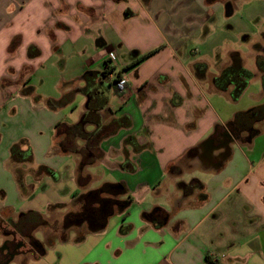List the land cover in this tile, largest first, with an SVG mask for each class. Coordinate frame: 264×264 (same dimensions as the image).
<instances>
[{
    "label": "crops",
    "instance_id": "1",
    "mask_svg": "<svg viewBox=\"0 0 264 264\" xmlns=\"http://www.w3.org/2000/svg\"><path fill=\"white\" fill-rule=\"evenodd\" d=\"M233 2L0 0V220L78 213L76 199L104 184L123 183L127 193L101 206L113 210L103 230L79 242L71 231L8 264H264V121L251 143L228 132L245 112L233 101L264 105L256 68L264 44L252 45L254 98L244 97L251 81L236 100L232 86L213 85L233 52L251 71L225 48L248 33ZM106 67L105 85L117 74L128 83L122 93L107 88L100 113L112 134L79 178L81 159L56 147V125L78 123L82 76ZM15 145L28 147L29 162L12 161Z\"/></svg>",
    "mask_w": 264,
    "mask_h": 264
},
{
    "label": "trees",
    "instance_id": "2",
    "mask_svg": "<svg viewBox=\"0 0 264 264\" xmlns=\"http://www.w3.org/2000/svg\"><path fill=\"white\" fill-rule=\"evenodd\" d=\"M256 68L261 77V83L264 90V59L259 56L256 57ZM113 72V68L106 67L102 72H88L82 76L84 87L81 92L86 97V106L84 113L77 124L72 127H64L62 124L56 125V147L63 150L66 153L77 155L81 159L79 168V178L83 177L84 169L99 159V143L102 139L106 138L110 134V124H105L101 111L107 108L108 100V87H113L116 92L115 83L121 78L119 74L111 82H107L105 85L104 79ZM254 74L247 70L242 63V59L237 52H233L229 55L228 65L221 71L219 76L214 80L213 85L218 91H225L229 86H232L230 93L231 98L236 100L241 96L243 91L248 86ZM53 101H48L50 108H55ZM264 121V105L251 108L245 112L236 113L232 119L234 127L235 139L241 143H251L253 138L259 133L257 125ZM92 127L91 131L87 129ZM82 143L83 146H79ZM11 159L14 162H29L31 160V152L26 147L21 149L20 145H15L10 150ZM126 193V187L123 183L104 184L99 189L89 191L86 194H82L76 199L77 204L81 203V211L84 206H91L92 211L98 210L99 217L98 224L104 225L107 218L112 214L113 210H102L101 206L104 203L113 205L117 196H123ZM126 200L120 201L119 204L123 208L131 202L129 196H125ZM98 206V207H95ZM43 216L38 214H27L26 217ZM93 218V217H92ZM2 221V220H0ZM37 226H43L41 220L37 223ZM83 235L76 237V241H80ZM67 237L61 240H66ZM56 240L47 241L43 246L40 244V248L37 252H44V249L51 246ZM46 246V247H45Z\"/></svg>",
    "mask_w": 264,
    "mask_h": 264
},
{
    "label": "rangeland",
    "instance_id": "3",
    "mask_svg": "<svg viewBox=\"0 0 264 264\" xmlns=\"http://www.w3.org/2000/svg\"><path fill=\"white\" fill-rule=\"evenodd\" d=\"M233 3L235 5V7L237 8V12H238L239 17H241L243 19V21L246 23V25L248 27V33H247L246 37L244 39H242L241 41L229 40L228 42H226L225 48H227L229 50H233V51H238L242 55L246 67L251 69V71L250 70L249 71L252 72V70H255V63H254L253 53H252L253 52L252 51V45L256 42L264 44V0H243L242 7L240 6L241 5L240 0H234ZM224 57H226V56L224 53H222L221 58H224ZM259 57L264 59V55H259ZM211 72L214 73V70L211 69ZM250 85L251 86H250L249 91H248L249 94H247V95L245 94V96H244L248 99V101L251 100L252 97L254 98L255 97L254 94L257 93L259 89H261V84H259V82L251 81ZM256 85H258V87ZM115 99H117V97L114 98L113 102L116 101ZM83 102H84V98L81 96H78L75 99V104L79 108L81 107ZM263 102H264V99H263ZM248 106H249L248 103L242 105V104H238V102H236V101H233V107L234 108H236V107L237 108H244L243 111H246L249 108ZM66 110L67 109H65L63 112L65 113ZM70 111L71 110L69 109L68 112L70 113ZM14 118H16V117L10 116V122H9L10 126H12V123H13L12 119H14ZM66 120L69 121L70 119H68V117H67ZM74 120H75L74 122H77V119H74ZM108 177L109 176H107L106 179L105 178L100 179V181H96V182L92 183L91 188H98L104 182V180H110V178H108ZM82 206H83V204H81V203L78 204L79 209H81ZM65 216L66 215H64L62 213L61 214H52V215L47 216V217L43 216L42 218H39L38 216H30V217H25L24 220H21L22 223L17 222L18 221L17 219L14 220L15 222L0 221V240L3 236V233H8V232L12 231V229L14 228L13 227L14 225L19 226V225H23L24 222H28L30 227L36 228L37 226L36 225L34 226L32 224L38 223L39 220H41L43 226L38 227V230H40L42 232V235H44L43 237L46 238V240L50 241V242L53 240L58 241L64 237L71 236L73 234V233H71V231H75L76 236H79V235H82L85 233V231L87 230L86 225L79 226L78 230H75L74 227L64 228L63 220H64ZM32 234H35V232ZM40 237H41V235H40ZM32 257H33V254H31V256H27L28 259H31Z\"/></svg>",
    "mask_w": 264,
    "mask_h": 264
},
{
    "label": "flooded vegetation",
    "instance_id": "4",
    "mask_svg": "<svg viewBox=\"0 0 264 264\" xmlns=\"http://www.w3.org/2000/svg\"><path fill=\"white\" fill-rule=\"evenodd\" d=\"M228 132L233 136V138H235L233 125ZM105 206L108 207V204ZM99 214L100 213L98 210L92 211L91 206L85 205L82 211H79L75 214L66 215L63 220V226L64 228L74 227L75 230H78L79 226L81 225H92L91 222L93 220L97 223ZM90 218H92L93 220H91ZM32 225L37 226V223ZM19 226H13L14 228L12 229V231L3 233L4 245L2 247H8V251L7 254L1 258L0 264H5L8 260H10V258H14V256L18 253L34 254L35 251H38L40 244L32 238V232L38 229L39 226H37L36 228H32L29 226L28 222H24L23 225Z\"/></svg>",
    "mask_w": 264,
    "mask_h": 264
},
{
    "label": "water",
    "instance_id": "5",
    "mask_svg": "<svg viewBox=\"0 0 264 264\" xmlns=\"http://www.w3.org/2000/svg\"><path fill=\"white\" fill-rule=\"evenodd\" d=\"M91 220H93L92 218H90ZM92 225H88V228L87 230L90 232V233H96L98 231H101L104 229V225H101V224H98L96 223L94 220L91 222ZM13 258V257H12ZM10 258V260L12 259ZM9 261H7L5 264H8Z\"/></svg>",
    "mask_w": 264,
    "mask_h": 264
},
{
    "label": "built area",
    "instance_id": "6",
    "mask_svg": "<svg viewBox=\"0 0 264 264\" xmlns=\"http://www.w3.org/2000/svg\"><path fill=\"white\" fill-rule=\"evenodd\" d=\"M127 83L128 81L125 77H121L119 80H117L115 83L117 91L122 93L126 89Z\"/></svg>",
    "mask_w": 264,
    "mask_h": 264
}]
</instances>
